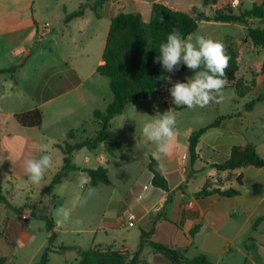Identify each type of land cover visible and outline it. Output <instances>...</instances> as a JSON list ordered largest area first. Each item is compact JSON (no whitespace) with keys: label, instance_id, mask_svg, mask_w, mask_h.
Masks as SVG:
<instances>
[{"label":"rangeland","instance_id":"rangeland-1","mask_svg":"<svg viewBox=\"0 0 264 264\" xmlns=\"http://www.w3.org/2000/svg\"><path fill=\"white\" fill-rule=\"evenodd\" d=\"M257 1L260 0H215V4L209 6L207 14L212 16L215 10L221 8H231L239 12L250 9L252 4ZM190 3L193 6H199L202 4V0H182L183 11L188 12L191 9ZM55 4L56 0H37L35 8L40 5L43 10L42 19L38 21L48 22L51 27L52 20L49 14L51 12L47 10L51 11L52 6ZM252 23L256 24V21ZM197 36H204L222 42L225 45L227 54L229 53L228 48L230 46L234 47L239 55L238 77H244L248 82L256 77L257 84L254 90L244 98H240L233 88H226L224 89L223 102L219 104L211 103L204 108L188 109L183 106H176L172 103L169 91L167 94L169 99L162 97L159 101H156L157 104L155 101L141 100L129 105L123 114L116 116L111 121V127L107 135L108 143H121L116 151L118 159L110 156L104 145H99L96 150L90 153L87 149L74 153L73 164L75 166L81 168L104 166L110 171L109 176L112 181L110 186L101 184L100 190L95 191V194L88 199L87 204L83 206L75 202L76 196L78 194L86 195L89 187L85 188L84 186L83 189L81 188L78 181L85 177L80 173H73L69 178L63 180L62 184L55 187L51 197L43 196L42 193L62 166L63 155L56 145L67 141V133L72 129L75 130L74 142L77 143L92 139L96 135L98 125L90 112L91 110H84L83 107L78 113L66 116L59 122H53V117L47 116L43 127L25 128L15 120L14 115L28 111L31 105L33 107L34 100L29 99L23 90L14 89L12 95L0 90V192L5 199L0 198V256H6L4 264H38L43 251L47 247L49 237L46 221L30 217L31 211L28 208H24L17 213L8 204L14 207L33 206L37 214L46 215L53 220L57 234L54 246L63 245L67 249L51 254L50 264H76V260L80 257L76 248L89 249L95 237L100 239L102 232L98 231L96 234L94 232L99 228L105 216L113 211L112 207L113 209H120L121 212L119 214L120 218L117 219L118 228L110 234L117 237L125 236L129 247L134 246L135 234L142 226V222L140 224L138 222L135 228L128 231L125 227L127 212H124L123 207L126 200L119 203L118 199H125L132 188L133 182H138L141 187L148 184L144 172H148L146 166L148 165L149 156H147L146 149L139 145L137 139L142 135L143 125L150 119L149 116L162 115L169 109H173L177 120V135L180 140H184L189 132L197 131L211 124L220 116L228 115L229 117L221 122V130H218L217 134H222L225 137L227 146H244L247 143H253L264 159V101L256 104L250 111L245 109L248 102L264 93V82H261L264 78L259 75L264 64V50L255 47L247 39L246 28L241 23L204 21L187 39L195 42ZM87 44L86 50L79 48L73 52L67 51L65 45L63 50L73 60L82 58L80 60L85 61L84 63L87 64L86 67L88 68L86 71L89 73L97 65V61L101 56V48L97 42H87ZM45 45H48V49H51L55 55L57 54L58 48L54 42H44ZM39 47V44L36 45L33 52ZM35 58L32 62L36 60V63H40V60L43 59L42 57ZM31 68L27 69L26 75L22 72L18 73L20 84L23 85ZM170 77L171 83L168 82L167 90L175 82H187L186 74L183 71L177 70L171 73ZM94 79L99 80L100 84L93 90L95 97L88 104L91 109L96 106L105 107L104 105L109 102V98H112L108 78L96 74ZM88 94L92 95L90 92ZM73 102L71 103L74 104ZM72 104H68V106ZM105 109L101 111H105ZM63 113H65V110ZM79 122L83 123L82 129L76 126ZM213 131L215 130H210L209 133L211 134ZM42 148H46L48 154L52 155L54 163L42 181L44 186L40 187L29 181L23 171V162L27 158H39L40 155L45 154L41 151ZM87 154H91L89 160L86 158ZM250 168H245L247 174L259 170L254 167ZM242 171L219 172L212 170L210 176L216 177V179L207 180L202 176L189 179V187L193 191L203 189L205 186L217 187L219 185L223 188L233 187L241 192L240 196L225 198L222 201L224 205L231 209L229 222L223 226L222 232L228 238V245L234 251L237 247L242 248L246 245L245 236L250 229V223H245L247 217L246 212L244 213L245 207L251 205L252 202H257V195L264 198V168L262 170L263 175L259 177L257 182V184L259 183L260 195L257 191L251 192L250 187H248V179L243 185L237 182V177ZM217 174H220V177ZM85 176L87 177V175ZM171 182L174 183L173 180ZM182 187H186V184L184 183ZM113 193H115L116 198L112 207L108 208ZM156 199H158V196L154 200L156 201ZM61 206L71 209V218L66 222L56 215V209ZM255 209L257 210L256 216L264 213V205L258 204ZM143 213L145 212L142 210L134 211L136 218H140ZM150 213L153 214V212ZM233 214H236V216H231ZM24 216L29 218L27 222H25ZM249 234L255 237L257 242L264 248V221L260 224L257 232ZM205 237L206 235L203 234L197 237L186 250L181 248L180 245L169 247L178 250L187 257L205 255L209 260L210 258L218 259L219 248L210 245ZM262 251V257H264V249ZM225 261H228V258ZM242 263L243 257L239 252L232 255V264Z\"/></svg>","mask_w":264,"mask_h":264},{"label":"crops","instance_id":"crops-1","mask_svg":"<svg viewBox=\"0 0 264 264\" xmlns=\"http://www.w3.org/2000/svg\"><path fill=\"white\" fill-rule=\"evenodd\" d=\"M36 1L0 0V70L22 64V67L14 76L0 75V90L7 92L9 95L13 94L14 89L23 90L29 99L34 100L33 107L31 105L29 109L39 107L43 111V124L41 127L44 126L47 116L53 117V122H59L66 116L78 113L83 107L84 110H91L93 116L95 110H104L112 102L113 95L111 99L109 98V102L104 105L105 107L96 106L91 109L88 105L95 97L94 88H97L100 84L99 80L94 79V76L98 74L97 67L103 63L102 54L113 17L119 13H140L143 19L147 21L155 3L164 4L176 10L183 11L184 9L182 0H106L102 6L97 8L96 12L88 7L82 16L65 22L66 15L78 10L81 5H93L97 0H56V4L52 6L51 11L47 10L51 12L49 14L52 25L49 29H46L41 26L50 23L38 21L42 19L43 10L40 5L35 8ZM189 6H191V9L188 12L193 7H198L193 6L192 3ZM44 42H54L58 48L57 54L55 55L51 49H48V45L44 46ZM87 42H97L101 48V56L97 61V65L89 73L86 71L88 68L86 67L87 64L84 63L85 61L80 60L82 58L73 60L63 50L64 45L67 47V51L73 52L79 48L86 50L88 47ZM38 44L40 45L39 49L33 52L34 47ZM35 57H42L43 59L40 60V63H36V60L32 62L33 59H36ZM30 67L32 68L29 75L26 76L23 85L20 84L18 73L22 72L26 75L27 69ZM167 85L168 80L165 85L152 93L147 99H140L139 101L151 100L156 103L162 97L168 98ZM86 90L92 95H89ZM68 104L72 105L68 106ZM64 110L65 113H63ZM76 126L82 129L83 123L79 122ZM210 130L215 131L210 134ZM210 130L200 138L196 149L198 157L192 165L189 163L188 138L193 131L186 134L184 140H180L179 136L176 135L172 154L162 157V162L166 166V171L163 174L168 182V191L152 186V175L148 170V172H144L148 184L141 187L138 182H133L132 188L125 199H118L119 203L126 200V204L123 206L124 212H127L125 216L126 229L129 231V229L135 228L138 222L139 224L142 222V226L145 227H139L140 229L135 234L133 247H129L125 236L117 237L110 234V232L117 230V219L120 218L119 214L121 212L120 209H113L112 207L116 198L115 193L111 195L108 203V208L112 207L113 211L105 216L99 228L94 232L96 234V232L101 231L102 235L100 239L95 237L91 247L112 248L113 250L127 249L129 253L133 254L138 249L141 232L146 233L154 228L151 239L162 242L167 246L180 245L184 250L192 245L197 237L202 234L206 235L205 238H207L210 245L219 248L218 259L210 258V261L214 264H232V255L237 252L243 257L242 264H264V257H262L264 248L257 242L255 237L249 234L258 231L262 222L256 230H253V224L259 216L264 214L256 216L257 210L255 209L258 204L264 205V198L261 197L258 187L259 183L257 184L259 177L263 175V169L252 171L250 174H247L245 168L239 169L243 170L239 175L242 185L248 179V187H250L251 192L257 191L260 197L257 195V202H252L244 209V213L246 212L247 215L245 223H250V229L245 236L246 245L242 248L237 247L236 251L228 245L229 240L222 232L223 226L229 222L228 218L231 210L222 201L229 197L218 194L199 195L201 189L193 191L189 187V179L193 177L202 176L207 180L216 179V177L210 176L212 170L217 171L212 165H219L228 160L231 148L235 146H227L225 137L222 134H217V131L221 130L220 126ZM209 136L211 137L208 138ZM74 140L75 135L69 141L76 143ZM106 142H108L107 138ZM137 142L146 149L147 156L156 151V145L146 142L143 134L137 139ZM90 157L91 154H87V160ZM114 159H118L117 153ZM89 168L83 167L81 169ZM108 172L110 175L109 170ZM73 173H80L89 179L88 174L82 170L71 172L67 178ZM219 175L217 174V176ZM184 183L186 187H182ZM100 186L95 189L96 192L100 190ZM87 187H89V184L85 185V188ZM214 188L226 190L228 187L223 188L218 185L217 187H211L209 191ZM240 195L241 192L236 196ZM157 196L158 199L155 201L154 199ZM137 210H142L145 213L137 218L134 227L129 228L127 216L129 213L134 214V211ZM150 212H153V214ZM231 216L234 217L236 214ZM28 219L26 218V222ZM196 227H198V230L192 237L190 232ZM206 227L207 229H205ZM79 258L76 260L77 263ZM227 258L228 261H225ZM140 261L147 264H158L155 261V252L149 246L144 247Z\"/></svg>","mask_w":264,"mask_h":264},{"label":"trees","instance_id":"trees-1","mask_svg":"<svg viewBox=\"0 0 264 264\" xmlns=\"http://www.w3.org/2000/svg\"><path fill=\"white\" fill-rule=\"evenodd\" d=\"M105 1L97 0L93 5H81L78 10L66 15L64 21L68 22L71 19L82 16L88 7H91L96 12L97 8L102 6ZM214 4L215 0H202L201 5L208 9L209 6ZM204 21L241 23L246 28L247 39L255 47L264 50V0L254 2L250 9H244L239 12L231 8L217 9L212 16L200 11L199 7H193L190 12H185L161 3H155L152 6L151 14L147 21L143 19L140 13H119L111 19L102 54L103 63L97 67V73L108 78L113 100L106 107L105 111L95 110L93 112L98 130L92 139L79 143H71L69 140L74 138V131L70 130L67 133V141L56 145L63 155L62 166L43 191V196H52L55 187L62 184L63 180L71 172L80 170L88 174L90 188L96 189L101 184L111 185L107 168L98 166L97 168L81 169L73 164V154L81 149L93 151L99 145L104 144L110 156L116 157V151L121 143L110 144L106 142L112 119L123 114L130 104L140 99H147L152 93L159 90L167 82L166 77H169L171 74L165 72L161 64L156 62L160 44L166 42L167 35L173 29L178 30L187 39L198 29L199 24ZM253 21H256V24H253ZM228 49L229 53L227 55L231 59L226 72L228 84L225 89L233 88L238 97L244 98L254 90L257 80L256 77H253L248 82L244 77H238V52L232 46ZM21 67L22 64H19L0 70V75L14 76ZM178 70L185 72L187 79L193 75V72L183 64H181ZM259 75L264 78V64ZM261 82H264V79ZM261 101H264V93L248 102L245 109L250 111ZM228 117V115L220 116L211 124L190 134L188 138V156L191 165L197 160L196 149L200 138L208 130L218 128L221 122ZM14 118L22 127L41 128L43 124V111L39 107H35L15 114ZM212 167L219 172H231L248 167L263 169L264 159L260 156L253 143H247L244 146H233L228 160L219 165H212ZM147 168L152 175V186L168 191L167 179L164 174L157 171V161L152 155L149 156ZM237 182L242 185L240 176H238ZM210 188L209 186H205L198 194H218L220 196L233 197L240 193L239 190L233 187H229L226 190L214 188L209 191ZM0 198L5 200L1 192ZM8 206L17 213L21 212L24 208H28L31 211L30 217L46 221L49 237L47 247L43 251L38 264H49L52 253L67 249L63 245L54 246L57 234L51 218L46 215L37 214L34 207L30 205L14 207L8 204ZM263 220L264 214L255 220L252 227L253 230H256ZM197 230L198 227L191 231L190 235L193 237ZM153 234L154 228L146 233L141 232L138 249L133 254L129 253L127 249L113 250L112 248L91 247L83 250L76 248L80 256L77 264H147L140 261V256L145 246H149L154 250L155 261L158 264H214L205 255L187 257L185 254L174 248H170L162 242L154 241L151 239ZM5 261L6 256H1L0 264H4Z\"/></svg>","mask_w":264,"mask_h":264},{"label":"clouds","instance_id":"clouds-1","mask_svg":"<svg viewBox=\"0 0 264 264\" xmlns=\"http://www.w3.org/2000/svg\"><path fill=\"white\" fill-rule=\"evenodd\" d=\"M199 10L207 14L208 9L199 5ZM231 57L227 55L225 45L212 38L197 36L195 42L186 39L173 29L166 37V42L159 46V55L156 62L168 73H174L181 64L187 66L193 75L187 82H175L168 89L172 103L188 109L204 108L211 103H221L224 100V89L228 84L227 69ZM171 83V77H166ZM134 107V106H133ZM144 123L142 134L146 142L156 145V151L151 155L157 161V171L163 174L166 166L162 157L172 154L174 140L177 135L176 116L173 109L162 115L158 114ZM45 154L39 158H27L23 162V171L29 181L37 186H44L42 181L46 173L53 167V157L46 148L41 149ZM88 178H81L78 183L83 189L89 184ZM95 194V189L88 188L86 195L78 194L75 202L80 206L87 204L88 199ZM56 215L66 222L71 218V209L58 207Z\"/></svg>","mask_w":264,"mask_h":264},{"label":"built area","instance_id":"built-area-1","mask_svg":"<svg viewBox=\"0 0 264 264\" xmlns=\"http://www.w3.org/2000/svg\"><path fill=\"white\" fill-rule=\"evenodd\" d=\"M41 27L49 29L50 28V24H44ZM24 218L26 219V216H24ZM136 222H137L136 216L134 214H132V213H129L128 216H127V225H128V227L129 228L134 227Z\"/></svg>","mask_w":264,"mask_h":264}]
</instances>
